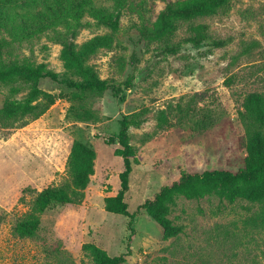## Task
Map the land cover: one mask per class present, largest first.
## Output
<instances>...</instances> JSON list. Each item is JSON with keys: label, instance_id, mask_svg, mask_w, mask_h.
<instances>
[{"label": "rangeland", "instance_id": "374dc122", "mask_svg": "<svg viewBox=\"0 0 264 264\" xmlns=\"http://www.w3.org/2000/svg\"><path fill=\"white\" fill-rule=\"evenodd\" d=\"M145 5V10L123 9L114 47L100 49L89 61L102 80L120 88L118 95L110 89L68 87L65 80L75 78L63 67L61 45L52 31L16 43L20 59L46 63L58 73V80L42 78L38 85L62 97L26 126L10 133L0 129V209L24 211L17 201L25 187L40 190L62 180L74 140L93 148L96 159L82 203L48 209L35 236H13L11 219L0 225V264H94L82 251L86 242L110 256L126 253L123 264H264V232L244 225L257 209L246 200L178 197L169 218L182 232L169 239L141 208L181 170L242 166L244 130L238 111L246 93L264 90V0H233L227 13L198 20L209 26L211 40L224 41L220 47L211 40L187 44L182 41L185 27L179 28L172 39L179 47L175 54L161 51L146 33V22L155 19L162 2ZM82 22L86 25L77 43L110 33L88 15ZM9 93L8 86L0 85V107ZM194 107L216 114L210 128L194 129ZM164 109L169 118L160 127ZM137 111L144 112L142 123L129 130L139 160L125 197L129 212L135 213L130 229L129 217L104 209V197L117 193L124 169L115 154L118 144L104 139L117 134L122 114ZM216 225L224 226L220 233ZM225 227L232 236L222 233Z\"/></svg>", "mask_w": 264, "mask_h": 264}, {"label": "trees", "instance_id": "16d2710c", "mask_svg": "<svg viewBox=\"0 0 264 264\" xmlns=\"http://www.w3.org/2000/svg\"><path fill=\"white\" fill-rule=\"evenodd\" d=\"M155 0H0V85L8 86L7 95L0 107V129L10 133L22 128L42 116L61 98L41 89L38 82L42 78L58 80V73L46 63H36L18 57L16 43L31 41L52 31L61 45L60 59L65 71L75 79H66L68 87L79 91H106L110 89L118 95L120 88L114 82L102 80L89 61L100 50H111L115 44L114 33L120 27L123 9L145 10V3ZM162 8L153 21L146 22L149 40L158 44L159 49L175 54L179 51L172 42L177 30L185 27L187 44L199 46L211 40L209 26L198 21L219 13H227L233 0H156ZM111 2V4H107ZM88 15L97 24L110 29V33L97 35L82 43L76 39L79 29L84 27L83 18ZM213 47L224 45L223 40H211ZM130 82L125 83L129 89ZM25 93L17 98L20 92ZM238 111L243 127V164L237 170L213 168L203 172L181 170L169 184L162 186L152 198L141 205L149 216L162 228L164 239L177 237L182 232L180 225L169 218L170 207L183 196L200 199L216 196L233 203L246 200L256 206V210L244 220V225L264 232V90L245 94ZM144 111L122 114L117 134L104 139L105 143H117L115 154L123 159L124 169L119 173L120 187L115 195L104 197V209L108 213L121 214L130 218L131 229L135 213L128 210L125 201L129 191L130 175L134 165L139 163L136 150L130 141V127L139 126ZM210 109L194 107V129L210 128L216 120ZM166 109L161 110L158 125L168 122ZM6 137V136H5ZM96 152L86 143L74 140L65 162V176L56 184L37 190L25 187L17 205L24 211L0 209V225L11 219V234L19 238H30L38 232L43 214L55 205L80 204L85 197L91 177L95 172ZM224 226L216 225V232ZM132 230L128 241L132 239ZM232 236L226 227L222 232ZM82 251L94 264H123L126 253L110 256L104 249L91 242L82 244Z\"/></svg>", "mask_w": 264, "mask_h": 264}]
</instances>
